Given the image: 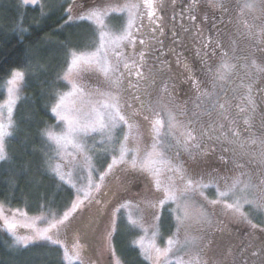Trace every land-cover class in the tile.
Listing matches in <instances>:
<instances>
[{"label": "snow or ice", "instance_id": "obj_1", "mask_svg": "<svg viewBox=\"0 0 264 264\" xmlns=\"http://www.w3.org/2000/svg\"><path fill=\"white\" fill-rule=\"evenodd\" d=\"M201 3L202 0H191V2L183 0L180 13L181 22L185 19L193 22L190 27L182 29L184 33H192V30L196 28L195 21L198 19L196 13ZM210 3L213 7H220L223 13L229 11L228 4L216 5L214 0H210ZM38 4L41 16L46 15V10L52 11L56 8L63 10L68 14L65 24L76 20L90 23L99 20L100 26L97 28L99 44L95 52L79 55L76 51L67 53L72 58L68 71L71 72L72 66L80 62L94 61L106 78L110 74L114 79L108 81L109 92L99 90L96 92L97 95L107 98L95 102L89 101L87 110L69 99L77 91L83 94V90L76 89L75 85H73L74 91L72 92H52L51 100L54 102L51 104L50 111L57 121L55 127L62 128V132L59 136L48 132L47 139L55 142L56 147L53 151L56 155H61L62 150L72 145L75 152L71 154L70 163L84 161L87 167H81L79 173H76L70 167V163L63 161L62 156L61 163L55 166L50 164L51 171L61 182L57 187L67 193V199L62 205H56L54 200L42 196L41 199L45 202L40 207L45 209L46 216L49 217L48 226L42 230L33 227L30 236L22 237L16 232L17 227L21 226L16 221L27 214L20 208H6L3 203H0V221H3V230L14 237V243L24 247L37 241L59 244L64 248V264H84L81 252L85 245L80 243L79 237L69 249L59 239V232L62 228L67 231L74 227L78 218L83 221L93 207L96 208L99 217L107 216L111 201L103 200L101 193L110 179L119 182L121 195L127 198L112 209L110 224L105 229V241L117 230V214L122 213L123 210L127 213L128 225L134 229L138 228L143 233L133 240V245L140 249V256L148 264H201V258L207 256L214 245L213 233L216 225L208 209H215L216 206H222L224 214L233 220L246 222L252 229H257L258 225L252 222L249 213H246L244 209L245 206H249L256 213H264V170H261L257 178L258 183H254L251 175L248 179L241 180L240 176L236 175H220L217 169L209 170L210 166H208L209 154L215 153V148L210 147V142H226L228 145H233L239 139L240 131L238 128L233 130L236 120L230 118L231 102L227 98H221L215 91L203 90L205 82L189 74L187 80L191 84L194 95L185 101L184 105H175L169 109L167 104L159 102L153 104L150 100L147 105L145 103V98L151 93L147 88L141 92L140 83L143 81L146 84L149 76L144 71L145 52L143 50L137 52L136 47L138 43L150 52H156L155 44L146 42L142 32L145 26L143 22L145 15L150 21L151 39L156 40L162 48L165 47L163 39H157V34L161 37L166 35L167 4L162 2L159 5L161 15H157V7L153 0H142L133 5L136 11L129 13L127 26L122 34L116 37L118 43L111 53L106 48V32L104 31L106 24L101 17L107 18L114 13L120 15L128 10L124 6L119 4L114 6L111 0H95L91 5L88 0H83L79 6L77 0H72L71 3L64 0V3L60 4H53L51 0H43V2L24 0V6L35 7ZM65 4L67 7L64 6ZM171 4L175 6L176 0H171ZM184 5H187L186 13ZM256 9L260 10L261 19L264 20V0L245 2L240 10L243 12ZM137 15L141 19L139 25L135 23ZM171 22L173 28L170 32L174 45L172 51L175 52V48L182 47L184 41L180 37V32L175 28V15L171 18ZM21 31L23 33L24 30ZM261 32L264 33V26L261 27ZM202 35V30L197 29L194 39L199 40L200 43L197 55L202 63H206L211 57L217 55V49H222L223 45L211 37L207 40H200ZM250 35L254 34L250 33ZM129 48L132 49L131 52L128 51ZM259 51L264 55V48H260ZM136 55L140 57L139 60L135 59ZM227 55V52L221 53V63L215 68L206 64L213 89L218 80L230 79V74L236 67L223 59ZM110 57L116 58L115 64H109ZM180 62L177 54V63ZM252 66L264 72V67H258L255 60L252 61ZM185 67L187 68V65ZM125 73L129 88L135 89L136 92L129 98H124L121 94ZM63 79L70 82L68 73L64 74ZM151 79L152 85L155 86L156 77L153 76ZM24 80L25 72L13 69L10 78L5 82L8 98L4 104L0 105V116H3V110L6 109L7 124L0 123V161L9 160L5 151L4 139L11 133L6 131V128L14 120L17 89L20 82ZM113 87H115V94L112 93ZM174 87L173 85V89ZM238 87L245 88V85L241 82ZM222 90L227 91V89ZM259 92L260 99L264 102V88L259 89ZM160 94L161 99L164 96L169 98L172 96L168 84L160 88ZM212 96H215V99L211 100V110L205 111V98ZM241 100L246 102V105H235L238 113L250 111L255 114L257 112V101L253 97L251 84L246 86V94L241 97ZM136 102H139V107H134ZM188 104L192 105L191 111L187 107ZM177 110L184 117L182 121L173 114ZM213 113L218 117L217 120L211 119ZM205 115L210 118L207 124L201 119ZM260 119L261 128H264V115H261ZM221 121L228 122L227 131H225V124ZM144 123L150 126L148 130L150 143L145 142ZM243 124L250 126V117H246ZM96 135L101 136L100 141L95 139ZM252 143L255 144L256 141L253 140ZM260 144L262 150L259 154V162L264 165V137H261ZM240 147L243 148V143ZM229 151H233V156H236L234 149L225 146L222 147V154L219 157L225 172L234 171L229 168V164L235 163V160H230L223 154ZM169 153L173 154L169 155ZM236 167L242 168L243 165H236ZM241 175L245 173L241 172ZM66 176L69 177L71 183L66 180ZM140 178H144L146 185L150 181L151 188L146 187L142 193L131 194L132 183ZM65 184H68L67 188H64ZM212 188H215V198H210L206 194L207 190ZM255 192L259 195H254ZM113 195L115 196L116 193ZM250 196L252 198H249ZM165 209L174 223L173 230L167 237V246L161 248L156 240L162 235V210ZM97 224V218L93 217L88 219L85 227L91 229ZM193 224L197 226L200 235H191ZM260 231L264 232V228ZM149 232H151V237H149ZM249 239L250 242L242 244L237 250L233 251L229 248L222 253L223 258L220 264H264V237L259 241L252 240L251 236ZM185 249L189 250L185 251ZM108 251L112 257L110 264H121L115 249L108 248ZM170 255L173 258H170ZM203 264H215V261L204 260Z\"/></svg>", "mask_w": 264, "mask_h": 264}, {"label": "trees", "instance_id": "obj_2", "mask_svg": "<svg viewBox=\"0 0 264 264\" xmlns=\"http://www.w3.org/2000/svg\"><path fill=\"white\" fill-rule=\"evenodd\" d=\"M67 15L56 8L41 16L39 4L33 7L24 6L21 0H0V82L13 69L25 72L16 130L7 145L9 160L0 162V202L24 209L29 215L45 212L40 207L45 202L42 196L56 205L67 199V193L57 187L61 182L46 171L42 148L52 150L53 144L43 129L56 124L50 111L54 102L51 94L67 89L68 81L63 79L71 60L67 53L89 49L97 37L90 22L65 24ZM111 240L122 264H148L130 236L120 238L115 231ZM59 250L48 244L19 247L0 231V264H63Z\"/></svg>", "mask_w": 264, "mask_h": 264}, {"label": "rangeland", "instance_id": "obj_3", "mask_svg": "<svg viewBox=\"0 0 264 264\" xmlns=\"http://www.w3.org/2000/svg\"><path fill=\"white\" fill-rule=\"evenodd\" d=\"M232 1L235 2L238 15H241V16L248 15L250 18L256 17L259 19V21L262 24H264V20L261 19V12L259 9H256L255 11L244 10L243 12L240 10L245 2H251V0H232ZM21 2L24 4V0H21ZM68 2L71 3L72 0H68ZM94 2H95V0H88V3L90 5ZM140 2H142V0H111V3L114 6L116 4H119V5L124 6L128 10H126L125 12H123L120 15H117L114 13V14H112V16L107 17V18L101 17V19L105 20V24H106V27L104 28V31L106 32L105 44H106V48L108 49L109 53H111V50L114 47H116V44L118 43L116 41V37L120 36L122 34L123 30L126 28L128 20H129V13L130 12L134 13L136 11V9L133 7V5L140 3ZM162 2L167 4V18L168 19L165 22V28H166L167 35L168 36L171 35L170 30L173 28V23L171 22V18L173 17V15H175V28L177 31L180 32L181 39H183V41H187L190 37L189 36L190 33H188V34L184 33L182 29L185 27L182 24H179L180 13L182 11V8L179 7V5L183 3V0H176L175 6H173L171 4V0H153L154 5H156V7H157V12H158V10H160L159 5ZM189 2H190V0H189ZM230 2H231V0H214V3L216 5H224V4L230 5ZM82 3H83V0H77L78 6H79V4H82ZM198 9H199V12L201 15H204V14L211 12V11H214V10L221 11L220 7H213L212 3H210V0H202V3L200 4ZM160 13H161V11H160ZM73 14L75 15V12ZM237 19L238 18H236V20H234V21H230V24L228 25V30L223 35V40L221 42L223 45L222 49H217V55L214 57H211V59L208 60V61H210L211 66L213 68H215L216 66H218L221 63V53L222 52L228 53L227 56L223 57L224 60H227L228 63H230V64H235V59L239 56L238 54H239V50L241 49V46H244L246 44V42L245 43L242 42L238 37L241 34L251 33V31L245 29V27H246L245 24H242V26H241L240 25V23L242 22L241 19H239V20H237ZM143 22H144V25L146 27H148V24L150 21L148 20L146 15L144 16ZM135 23H136V25H139L141 23V19H140L139 15L136 16ZM92 24L97 29L100 26V21L97 20V21H95V23H92ZM145 26L142 29V32L144 33V35L146 34ZM260 30H261V28H256V32L259 33ZM96 36L97 37H96V41L94 42V45L92 47H90L89 49L82 50V51H76L77 55H79L81 53L95 52L96 46H98V44H99V33H97V30H96ZM147 38H151V37H147ZM154 41L155 40L151 39L149 42L151 44H155ZM193 45L197 46V44H193ZM139 46L140 45L137 43L136 50L139 49ZM213 47H215V44ZM183 49L184 48L180 47L179 51H182ZM233 49H235V51H233ZM128 51L131 52L132 49L129 48ZM148 52H149V56L146 58L148 61H145L144 70L149 75L150 74L149 68H154V66L157 63H159L161 58H164L165 55H156L155 52H150V51H148ZM250 56H251L250 61L252 62L253 60H255L256 65H257V59L254 58L255 56L252 52H250ZM135 59H137V58L135 57ZM139 59H137V60H139ZM122 61H123V58H122ZM213 61H216V62H213ZM108 62H109V64H115L116 58L110 57ZM70 63H71V60H70ZM121 67H122V63H121ZM252 69L254 71H256L257 67L252 66L251 68H248L247 71L249 73H252ZM16 70L22 71L20 69H16ZM22 72H24V71H22ZM67 73H68L70 82H68V86H67V89L65 92L74 91L73 85L76 86V89H82L83 94H81L80 91H77L76 94L74 96L70 97L69 99L72 101H75V103L78 106L84 107L85 110H87V105H88L89 101L95 102L97 100L107 98V97H101V96L97 95L96 92H97V90H99L100 92H105V93L109 92L108 81L110 79H114V77H111L110 74L106 78L105 74L102 71H100L99 66L94 61L90 62V63L80 62L76 65H73L71 72L68 71ZM8 78H10V75L0 82V91L2 92V98L0 99V105L4 104V102L8 98L7 90H6L7 86L5 83ZM226 81H230V79H228ZM23 82L24 81L20 82V85L17 89L16 106L14 108V120H13L12 124L6 128V131L11 133V135L6 136L4 139L5 151L7 154H8V147H7L8 142L10 141L11 137H13V135L15 134V130H16V125H17V119H16V111L17 110H16V108H17V105H18L19 100H20L21 95H22ZM124 82L127 84V87L129 88L126 73H125ZM224 82L225 81H219L218 80L216 83L220 84V83H224ZM121 87H122V93L121 94L124 98H126V95L124 94L126 89L124 86H121ZM211 89H212V86L209 85V88L207 91H210ZM140 90H141V92L145 91L144 85L140 84ZM129 91L132 94H136L135 89L129 88ZM186 91L187 92L185 95L183 94V92H181V95H178L177 97H170L169 98L168 96H164L161 99L160 90L154 89L151 91V94H153V98H152L151 102L153 104H156L157 102H159L160 104H167L169 109L173 108L175 105H184L185 101L189 100V98L194 95L193 90L191 88V84L188 85ZM112 93L115 94V87L112 88ZM184 96H186V97L184 98ZM187 107L191 111L192 105L188 104ZM173 114L176 115L177 119L180 121H182L184 119V117L182 115H180L178 110L176 112H174ZM6 116H7V112H6V109H4L3 110V116H0V123L7 124V120L5 119ZM54 118H55V116H54ZM55 122L57 124L56 118H55ZM149 127L150 126L147 123L143 124L146 143H150V138L148 135ZM48 132H51L54 136H59V135H61L62 128H57L54 125H52V126L50 125L49 127H45L43 129V135L47 136ZM95 139L97 141H100L101 136L96 135ZM260 139H261V137L251 139L248 142L247 146L243 148V153H244L245 157L248 159L254 160L259 164H260V162H259L260 155L259 154L262 150V146L260 144ZM253 140L256 141L255 144L252 143ZM51 142L53 144L52 150H51V148L49 149L48 147L42 148V151L44 153V158H45V167L47 169L46 170L47 173H49V174L51 173L53 175V178H55L56 180L59 181V179L51 171L50 164H51V166H55V164L61 163V156L63 157V161L65 163H70L71 154H74L75 149L73 148L72 145H68L66 150H62L61 155H56V153L53 151V149L56 147L55 142L54 141H51ZM89 143L91 144L92 141L90 140ZM107 146L110 147V145H107ZM172 154L173 153H169V155H172ZM49 157H51V161H49ZM109 159H110V157H109ZM234 165L236 166V165H243V164L240 161H235ZM260 165H262V164H260ZM70 167L73 169L74 172L79 173L80 168L81 167L86 168L87 165L84 161H76V162H71ZM217 171L220 173V175L240 176L241 180H246V179H248V176H249V174L247 173V170L244 169V166L242 168H237V170L235 172H233V171L225 172L224 170H220V169L219 170L217 169ZM241 172L245 173V175H241ZM72 179H74V177ZM66 180H69V183H71V180L67 176H66ZM253 182L258 183L257 177H253ZM66 185L68 186V184H66ZM146 187H148L149 189L151 188L150 181L146 185L144 178L137 179L131 185V194L142 193V192H144ZM104 193H106V195H104ZM113 193H116V195L114 196ZM253 194L257 195V196L259 195L258 192H255ZM101 196H102L103 200L111 201L109 208L107 210V216L99 217L97 214L96 208L93 207L83 221H81L78 218L77 221L74 223V227H72L71 229H69L67 231H65L62 228V229H60V232H59V239L69 249H71L73 247V245L77 242V239L79 237L80 243L85 245L84 250L81 252L82 258L84 260V264H110L112 257H111L110 251H108V248H114L115 245L114 246L112 245V240H111L112 236L107 241H105V238H104L105 237V229L110 224L112 209H114L118 203H122L123 199L127 198L126 196L121 195L120 188H119V182L114 180V179H110L109 181L106 182V187L103 189ZM249 198H252V196H250ZM0 203H2V202H0ZM4 207L13 208V209L17 208V207H11V206L9 207L6 205H4ZM248 208H249V206H248ZM21 210L23 212L25 211L24 209H21ZM193 211H194V209H193ZM248 213H249V216L251 218H255V219H258L260 221L262 220L263 224H264V213H256L254 209H250V212H248ZM117 215H118V220H117L118 226H117L116 232H118V236L120 238L123 237L124 235L125 236L128 235V236H130V239L132 241V240L137 239L140 235H143V233L138 228L134 229L128 225L127 213H125L122 210V213H118ZM145 215H147V213H145ZM41 217H43V219H41ZM93 217L97 218V220H98L97 226H95L94 228H91V229L86 228L85 225L87 224L88 219L93 218ZM162 217H163V223L161 226L162 235L157 238L156 243L158 244L159 247L164 248L167 246V244H166L167 237H168V235H170L171 231L173 230V223L174 222H173L172 217L170 216V214L168 213V211L166 209L162 210ZM48 219H49V217L46 216L45 212H42L41 214H38V215L27 214L25 217L19 218V220L16 221L18 223V225H21V226L17 227L16 232L19 236H22V237L30 236L32 234L33 227L39 228L41 230L46 228L48 226L47 225ZM218 221L226 224V223L234 222L237 220H233L230 216L225 215L224 211L221 209V211L218 212ZM0 231L13 244H15L14 243V237H12L6 230H3V221H0ZM113 233H112V235H113ZM191 235H193V236L200 235L199 230L195 224H193ZM53 236H54V238H56L55 233H53ZM260 236L264 237V232L260 231ZM149 237H151V232H149ZM145 243H147V241ZM33 244H36V245L48 244L51 246H57L60 249L59 251L61 254V260L63 261L64 248H62L59 244L54 245V244H51L47 241H37ZM33 244H30V245H33ZM16 246L24 247L23 245H16ZM230 246H231V244H230ZM190 247L191 246H189V248ZM227 248H230V247L227 246ZM188 250L189 249H185V251H188ZM116 253H117V251H116ZM177 254L179 255L180 253H177ZM117 256H118V253H117ZM170 258H173V257H171V255H170ZM204 260H209V259L207 257H202L201 258V264H203ZM211 260H212V258H211ZM220 261L221 260H217L216 263L220 264ZM63 264H64V261H63ZM121 264H122V261H121Z\"/></svg>", "mask_w": 264, "mask_h": 264}, {"label": "flooded vegetation", "instance_id": "obj_4", "mask_svg": "<svg viewBox=\"0 0 264 264\" xmlns=\"http://www.w3.org/2000/svg\"><path fill=\"white\" fill-rule=\"evenodd\" d=\"M179 7H181V4L179 5ZM229 7L230 8L227 13H223L219 10H214L204 15H201L198 9L196 13L198 19L197 21H195L196 28L192 30V33H190L189 40L184 41V44L182 46V48L184 49L182 51H179L180 47H176L175 52L172 51L174 45L171 35L168 36L166 33L164 37H161L159 36V34H157V39H163L165 47L162 48L155 40V53L156 55L165 56L164 58H161L160 62L157 63L154 68H149V75L145 72V74L149 76L147 83L145 84V82L142 81L140 84L144 85V90L147 88L150 93L152 90H160V88H162L164 84H168L169 92L172 93L171 97H177L178 95H181V92H183L184 95L186 94V89L190 84V82L187 80V77L189 76V74H191L193 78L205 82L204 89L207 91L209 85L212 86V84L209 81L208 67L206 66V64L211 65V63L208 60L206 61V63H202L200 57L197 55V51L200 49V43L199 40L194 39V33L197 29H200L202 30V33H204L202 37L199 38L200 40H207L209 37H211L214 41L222 42L223 35L228 30L230 21H234L236 20V18H238L237 20L241 19L242 22L240 23V25L242 26V24H245V29L250 30L254 35H250V33L239 35L238 38L242 42H246V44L244 46H241L238 54L239 56L235 59L234 65H236V67L230 74V81H225L224 83L220 84L216 83L215 89H213L212 86V89L209 91H215V93L221 98H227L231 102L232 107L230 111V118H234L236 120V126H233V130H237L238 128V130L240 131V136L237 143L233 145H228L226 142H210V147L215 148V153L209 154L208 166H210L209 169L215 168L218 170H224L219 157L222 154V147L227 146L230 149L235 150L236 156H233V151H229L228 153L223 154L230 160L234 159L235 161H240L249 175L258 178L261 170H264V165H260L256 161L246 158L243 153V148L247 146L248 142L251 139L264 137V128H261L260 119L261 115H264V111H262L264 110V102L261 101L259 92V89L264 88V72H260L258 70L254 71L253 69L252 73H249L247 71L248 68L252 67V62L250 61V52H252L255 56L254 58L257 59V66L264 67V55H262L259 51L260 48H264V33H262L261 30L259 33L256 32V28H261V26H264V24H262L256 17L250 18L248 15H238L235 2L232 0ZM184 9L186 13L187 5H184ZM157 14L161 15L160 10H158ZM192 23L193 22L187 19L181 22V18L179 21V24H182L185 28L190 27ZM145 29L146 34L144 35V38L146 42L150 43L149 41L151 40V38H147L150 37V22L148 24V27L145 26ZM193 44H197V46H194ZM140 50H143L145 52V61H148L146 58L149 56V50L146 47L139 46L137 52H139ZM177 54L179 55L181 61L180 63H177ZM135 57L137 59L140 58L138 55H136ZM185 65H187V68L185 67ZM153 76L157 79V84L155 86L152 85L151 77ZM241 82H243L245 88L238 87ZM248 84L252 85L253 97L257 101V112L255 114L251 113L250 111L246 113H238V110L235 107V105L237 104H241L242 106L246 105V102L242 101L241 97L246 94V86ZM173 85L175 86L174 89ZM122 86H124L126 89L124 92L126 98L134 95L130 93L129 88L127 87V84L125 82H123ZM222 89H227V91H223ZM185 97L186 96H184V98ZM152 98L153 94L146 97L145 103L147 104L149 100L152 101ZM214 99L215 96L205 98V111L211 110V100ZM134 107H139V102H136ZM246 117H250V126L243 124V120ZM201 119L205 124H207L210 118L205 115L202 116ZM211 119L217 120L218 117L215 113H213ZM221 122L225 124V131H227L228 122ZM229 138L231 139V137ZM241 143H243V148L240 147ZM229 168L233 169V172L237 170L234 163L229 164ZM206 194L209 195L210 198H215V188L207 190ZM221 209L222 206H216L215 209H208L209 215L216 225V229L213 233L214 245L212 246L211 251L208 252L207 256L204 257H207L208 259L212 258V260L215 261V264H217V260H221L223 258L222 253L229 249L227 248V246L235 251L242 244L250 242V236L252 237V240L259 241V239L262 238L260 236V229L264 228L262 220L260 221L255 218H251L250 216L249 218L252 220V222L258 225L257 229H252L248 223L238 220L226 224L221 223L218 221V212L221 211ZM244 211L246 213L250 212L248 206H245Z\"/></svg>", "mask_w": 264, "mask_h": 264}]
</instances>
